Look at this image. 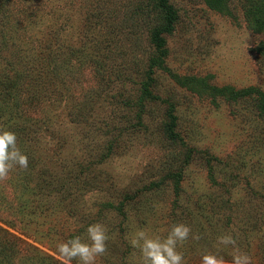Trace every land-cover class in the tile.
Listing matches in <instances>:
<instances>
[{"label": "rangeland", "instance_id": "1", "mask_svg": "<svg viewBox=\"0 0 264 264\" xmlns=\"http://www.w3.org/2000/svg\"><path fill=\"white\" fill-rule=\"evenodd\" d=\"M164 1L172 21L161 0H0V72L21 67L33 97L28 111L1 96L0 128L29 158L0 181L1 256L62 263L57 243L100 222L97 264H142L133 234L183 222L202 237L180 249L187 264L229 231L264 264V0ZM48 55L67 68L38 95Z\"/></svg>", "mask_w": 264, "mask_h": 264}, {"label": "clouds", "instance_id": "2", "mask_svg": "<svg viewBox=\"0 0 264 264\" xmlns=\"http://www.w3.org/2000/svg\"><path fill=\"white\" fill-rule=\"evenodd\" d=\"M28 166L29 158L18 147L16 133L0 128V181H6L15 169L27 170ZM189 238L198 241L202 237L193 234L190 226L178 222L172 224L164 236L149 235L145 230H139L129 242L139 251L142 264H187L185 254L180 249ZM109 240L107 226L97 222L88 226L86 239L77 235L61 240L56 245V252L62 264H72L74 260L77 264H97L98 257L107 252ZM213 247L216 251L202 254L201 264H229L220 254L223 248L228 247L232 249L231 264H252L251 255L240 248L231 231L219 234Z\"/></svg>", "mask_w": 264, "mask_h": 264}, {"label": "trees", "instance_id": "3", "mask_svg": "<svg viewBox=\"0 0 264 264\" xmlns=\"http://www.w3.org/2000/svg\"><path fill=\"white\" fill-rule=\"evenodd\" d=\"M1 1L3 3H5L7 1L9 2L10 0H1ZM161 2H163V9L165 11H167L168 10V5L166 4V2L164 0H161ZM168 11H169V20L172 21V19L174 17V14H172L171 10H168ZM164 30L169 31L170 27L166 26V27H164L163 31ZM161 31L162 30H160L158 32L160 33ZM12 41H13V43H15V40L12 39ZM154 41H155V43L158 46H162L164 39L163 38L161 39L159 37L158 39L155 38ZM4 43H5V48L9 47V43H8L7 40ZM71 49L72 48L69 49V55H73V53H74V51L71 52ZM49 55L45 56L43 58L42 57H37V65H42L41 66V69H42L41 72L43 74H45L43 76L39 75V78H35V79H38L40 83H42L41 84L42 85V87H41L42 91H40L39 93H36L38 95H44V94L47 93V85L49 86V82L47 81L46 76H49L51 74L52 77H57V78L62 77L64 72H65V68H67V67H64L66 59H63L64 61L58 62V61H55V57L49 56ZM12 56H13L12 60H14V58H16V56H17V53H16V55L12 54ZM66 64H67V66L70 67V65L72 64V57L70 58V60L68 59V62H66ZM20 68H18V67H15V68L9 67V68H4L0 72V92H1L0 101H1V96H2V100H3L2 104H4L5 106H11V105H18L19 106L22 102H25V103H27V105H29L28 106V111H30V107L32 108V100H33V97L31 96L32 94L30 92L32 83L30 84L29 83V79H25L24 78L23 81H26V83L28 85H30V86H28L26 89H22V90H18L17 89V83H18L17 81L19 79L20 80L23 79V77L20 78V77H17V76H19V75H21L23 73L28 75L26 73V71H23V73L19 74V71H21ZM39 82H36V83H39ZM60 90H62V87H60ZM7 94L12 95V97H13L12 102H10V97L6 96ZM24 94H27L28 98H26ZM23 98H26V99H23ZM49 100L51 102V98H49ZM10 112H11L12 116H13V114H15L14 111H10ZM0 121H1V119H0ZM2 121H3V123L6 122L5 119H3ZM8 129L10 130V127ZM23 153H25L24 150H23ZM44 194L46 195L47 193H44ZM13 198L15 199V201L12 203L11 207H12V209L15 210L17 208V204H18V198H17L15 192L13 194ZM50 206H55L56 207L57 205H50ZM18 209H20V213H23L26 216L21 215V216L12 217V220L15 223H17V222L25 223L30 217L33 216L30 213V206L29 205L27 207H20ZM46 210H47V208L46 209H42L41 213H43V214L45 213L46 214ZM7 233H9L7 231V229H5L3 226L0 225V236L3 237L5 239V241H6L5 246H4V244L1 245V246H3V248L5 247L4 250L2 249L3 253H6V251H7L6 248L10 247L11 244L13 243L9 239V237L7 236ZM21 251H25V250H21ZM16 252H18V251H16ZM31 255H33V261L32 262H35L36 264H39V263L40 264H48L47 262H43L42 260H41L42 262L39 261L40 260V258H39L40 255H39V251H37V250L34 251L33 253L25 251V253H23V257H25V258H23V261L28 263L30 261L31 257H32ZM0 259H1L0 260V264H18V263H16V261L13 260V258L10 259V256H8L7 254H5L3 256L0 255ZM19 264H22V263H19ZM59 264H62V263L59 262Z\"/></svg>", "mask_w": 264, "mask_h": 264}]
</instances>
